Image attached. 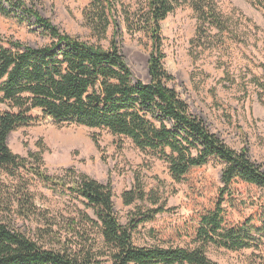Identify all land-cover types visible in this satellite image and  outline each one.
Wrapping results in <instances>:
<instances>
[{"label": "trees", "instance_id": "16d2710c", "mask_svg": "<svg viewBox=\"0 0 264 264\" xmlns=\"http://www.w3.org/2000/svg\"><path fill=\"white\" fill-rule=\"evenodd\" d=\"M251 1L264 11V0ZM117 3L91 0L84 11L85 24L97 41L106 39L111 27L105 48L61 33L23 0H0V16L11 18L19 11L34 20L50 40L32 48L0 36V105L7 108L0 110V169L23 170L50 190L80 199L95 215L91 219L82 213L81 221L70 220L60 227L45 223L35 231V238L0 221V264H218L207 256L211 247L229 252L253 249L259 253L258 264H264V198L252 202L253 214L240 223L230 221L228 209L246 205L240 199L244 186L264 195V168L251 161L245 148L228 147L190 112L169 86L174 78L162 64L161 23L178 7L187 3L193 9L197 40L209 27L225 32L226 21L214 0H144L142 8L122 10L127 29L143 32L150 40L149 81L144 84L133 77L118 48ZM34 110L57 126H84L129 139L140 151L164 160L175 181L191 186L196 184L199 168L217 160L224 166L222 187L208 206L198 205L188 217L151 227L148 235L155 244L136 246L135 218L153 223L156 215L166 211L165 203L154 193L147 194L141 174H135L132 187L122 194L123 203L147 202L151 208L138 210L122 225L115 215L109 182L101 184L71 170L65 176H50L41 167V153H31L29 158L14 155L7 139L18 127L39 121ZM93 142L100 150L96 137ZM15 202L19 217L34 214L28 196H16Z\"/></svg>", "mask_w": 264, "mask_h": 264}, {"label": "rangeland", "instance_id": "374dc122", "mask_svg": "<svg viewBox=\"0 0 264 264\" xmlns=\"http://www.w3.org/2000/svg\"><path fill=\"white\" fill-rule=\"evenodd\" d=\"M23 1L61 33L108 48L111 27L106 39L97 41L85 24L84 11L91 0ZM117 2L114 19L119 30L118 48L133 77L146 84L150 40L143 32H130L122 13V10L132 12L142 8L144 0ZM214 2L227 30L220 33L209 27L208 33L197 40L196 15L189 4H183L161 23L162 64L174 78L169 86L178 92L190 112L228 147L235 151L245 148L251 161L264 168V11L251 0ZM17 15L0 16L2 38L18 40L32 48L49 43L34 20L23 17L19 11ZM6 109L4 104L0 105V110ZM32 114L39 121L18 127L7 139L14 155L29 158L31 153H41V167L50 176H65L71 170L101 184L109 182L115 215L122 225H127L138 210L151 208L147 202L136 201L130 206L123 203L122 194L132 187L135 174H141L147 194L154 193L165 203L166 211L156 215L153 223H141L140 217L135 218L132 236L136 246L155 244L148 235L151 227L188 217L198 205L208 206L222 187L224 166L217 160L199 168L196 184L191 186L185 181H175L164 160L140 151L129 139L84 126H57L42 118L40 110ZM95 137L100 150L93 142ZM19 195L31 200L34 214L27 219L16 214L15 197ZM262 197L259 190L241 188L240 199L246 205L228 207L230 221L240 223L253 214L252 202L259 203ZM11 198L14 201L6 206ZM0 200L4 201L0 202V221L31 238H35V231L45 223L59 226L70 220L81 221L82 213L95 219L94 211L85 208L80 199L50 190L23 170L0 169ZM224 206L227 208L226 202ZM175 245L183 246L181 242ZM258 254L253 249L229 252L211 247L207 250L208 258L218 264H258L261 262Z\"/></svg>", "mask_w": 264, "mask_h": 264}]
</instances>
